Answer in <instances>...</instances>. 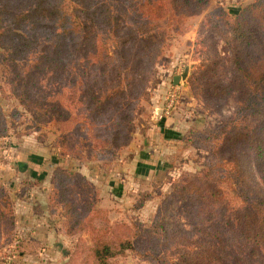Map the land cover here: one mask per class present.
I'll return each instance as SVG.
<instances>
[{
	"label": "trees",
	"instance_id": "obj_1",
	"mask_svg": "<svg viewBox=\"0 0 264 264\" xmlns=\"http://www.w3.org/2000/svg\"><path fill=\"white\" fill-rule=\"evenodd\" d=\"M210 1L0 0V62L11 96L31 116L33 131L54 128L53 145L66 156L111 157L130 141L174 23ZM205 24L210 43L190 87L213 112L233 94L234 111L207 129H164L205 152L199 173L173 187L149 225L120 237L96 225L107 221L97 187L78 171L54 167L50 202L66 234L88 242L76 246L79 262L72 255L65 264H119L126 250L150 264H264V0L234 14L215 7ZM214 36L226 44L229 67ZM6 129L0 106V133ZM15 222L0 181V244L9 242Z\"/></svg>",
	"mask_w": 264,
	"mask_h": 264
},
{
	"label": "rangeland",
	"instance_id": "obj_2",
	"mask_svg": "<svg viewBox=\"0 0 264 264\" xmlns=\"http://www.w3.org/2000/svg\"><path fill=\"white\" fill-rule=\"evenodd\" d=\"M251 1L211 0L204 9L176 20V30L162 47L151 80L142 92L129 143L104 160L80 161L66 156L53 145L56 134L52 126L33 131L31 116L11 96L6 69L0 62V106L7 128L0 133V181L14 202L16 218L9 242L0 244V264H65L72 255L77 262L81 260L76 246L80 240L87 242V235L66 234L50 202L51 176L56 166L80 172L97 187V206L107 211V221L98 220L96 225L111 226L120 237H131L136 227L149 225L173 187L199 173L205 152L175 134L162 137L160 118L154 117V109L164 117L163 129L173 128L171 131L181 135L189 128L207 129L233 113V94L219 112H213L194 96L190 79L204 57L200 54L203 45L206 48L210 43L205 40L209 31L207 14L218 6L234 14ZM221 28L225 34L226 28ZM212 44L229 67L223 39L214 36ZM186 66V79L174 85L173 76L181 75ZM135 244L140 247V241ZM116 261L150 264L131 250Z\"/></svg>",
	"mask_w": 264,
	"mask_h": 264
},
{
	"label": "water",
	"instance_id": "obj_3",
	"mask_svg": "<svg viewBox=\"0 0 264 264\" xmlns=\"http://www.w3.org/2000/svg\"><path fill=\"white\" fill-rule=\"evenodd\" d=\"M188 69H189L188 66H186L184 68V71H183V73L181 75L173 76L172 83L174 85H177L180 82V80H185L187 75H188Z\"/></svg>",
	"mask_w": 264,
	"mask_h": 264
},
{
	"label": "crops",
	"instance_id": "obj_4",
	"mask_svg": "<svg viewBox=\"0 0 264 264\" xmlns=\"http://www.w3.org/2000/svg\"><path fill=\"white\" fill-rule=\"evenodd\" d=\"M155 111H154V117H159L160 118V120H159V125H161V126H159V128H160V133H161V135H162V137H164L165 138V136H164V129L162 128L163 127V120H164V117H162L161 118V115H158L160 112H157V109H154ZM169 130H173V128H170ZM170 140V139H169ZM51 182H52V176H51Z\"/></svg>",
	"mask_w": 264,
	"mask_h": 264
},
{
	"label": "built area",
	"instance_id": "obj_5",
	"mask_svg": "<svg viewBox=\"0 0 264 264\" xmlns=\"http://www.w3.org/2000/svg\"><path fill=\"white\" fill-rule=\"evenodd\" d=\"M171 100H172V99H171ZM171 100H170V101H171ZM167 107H168V109H169V108L171 107V105L169 104Z\"/></svg>",
	"mask_w": 264,
	"mask_h": 264
}]
</instances>
